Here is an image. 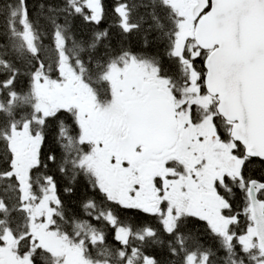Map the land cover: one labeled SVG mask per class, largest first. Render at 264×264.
Wrapping results in <instances>:
<instances>
[{"label": "snow or ice", "instance_id": "1", "mask_svg": "<svg viewBox=\"0 0 264 264\" xmlns=\"http://www.w3.org/2000/svg\"><path fill=\"white\" fill-rule=\"evenodd\" d=\"M0 264H264V0H0Z\"/></svg>", "mask_w": 264, "mask_h": 264}]
</instances>
